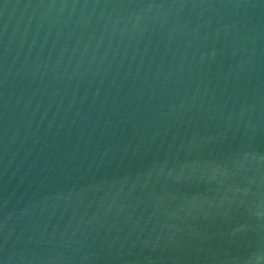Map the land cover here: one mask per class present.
I'll use <instances>...</instances> for the list:
<instances>
[{"label":"water","instance_id":"obj_1","mask_svg":"<svg viewBox=\"0 0 264 264\" xmlns=\"http://www.w3.org/2000/svg\"><path fill=\"white\" fill-rule=\"evenodd\" d=\"M0 264H264V0H0Z\"/></svg>","mask_w":264,"mask_h":264}]
</instances>
